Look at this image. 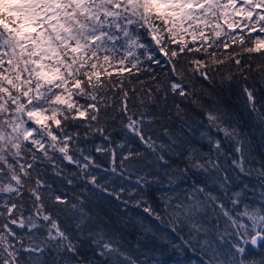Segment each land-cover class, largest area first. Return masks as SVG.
Wrapping results in <instances>:
<instances>
[{"label":"snow or ice","instance_id":"snow-or-ice-1","mask_svg":"<svg viewBox=\"0 0 264 264\" xmlns=\"http://www.w3.org/2000/svg\"><path fill=\"white\" fill-rule=\"evenodd\" d=\"M233 88L258 137L212 97ZM137 209L197 264H264V0H0V264H160Z\"/></svg>","mask_w":264,"mask_h":264},{"label":"trees","instance_id":"trees-1","mask_svg":"<svg viewBox=\"0 0 264 264\" xmlns=\"http://www.w3.org/2000/svg\"><path fill=\"white\" fill-rule=\"evenodd\" d=\"M158 59L161 60V64L159 66L151 65V67L154 69L155 75L159 76L160 80L163 81L165 73L168 71V65L164 63V57L162 55L158 56ZM141 79H145V77L142 76ZM237 92L238 89L236 88H233L232 90L225 89L223 91L217 90L212 93V97L214 100L219 101L220 104L234 116L235 120L240 122L243 130L250 131L254 137H258L259 132L252 131V117L245 109L243 100L237 95ZM213 99L205 98L201 103L208 106L213 103ZM169 102L171 103V98ZM182 108L184 109L183 118L180 119L173 116L168 122L169 126L182 140H191L192 143L195 144L200 139L201 133L209 130L207 118L204 115L203 109L196 104L182 102ZM111 128H118V124L112 125ZM111 128L109 129L110 131ZM122 138L124 137H122L119 131L113 132V139L120 141ZM99 141L100 138H97V142ZM170 155L173 167H175L176 163L180 160V157L175 154ZM179 166L181 168L184 167L182 163ZM183 186L185 185L182 184L181 187ZM173 187L175 186L173 185ZM153 188H160L161 192L167 191L166 186L158 184L153 185ZM155 195L158 196L159 193H155ZM107 199H111L112 203L107 204L105 201H97L96 204L98 207H94L93 211L105 212L111 220L115 222L118 215H124L123 205L115 201L113 198ZM136 211L140 212V215L146 216V218L159 229L161 239L157 241L159 252L156 255V259L160 261V264H197L199 257L187 246L178 248L172 247V245H181V236L187 238L186 232L177 234L176 232H173L171 228L167 227L165 223L155 221L152 217H148L147 214L139 209ZM128 231L131 232L132 229L129 227ZM130 239H134V237H130ZM247 249L249 258L259 259L261 256L260 254L263 252V250H253L250 245L247 246Z\"/></svg>","mask_w":264,"mask_h":264},{"label":"rangeland","instance_id":"rangeland-1","mask_svg":"<svg viewBox=\"0 0 264 264\" xmlns=\"http://www.w3.org/2000/svg\"><path fill=\"white\" fill-rule=\"evenodd\" d=\"M262 243H264V242H262ZM249 246V245H248ZM253 249V248H252ZM254 250V249H253ZM260 251V250H263V252H264V249H261L259 246H256V249H255V251ZM261 255V254H260Z\"/></svg>","mask_w":264,"mask_h":264},{"label":"water","instance_id":"water-1","mask_svg":"<svg viewBox=\"0 0 264 264\" xmlns=\"http://www.w3.org/2000/svg\"><path fill=\"white\" fill-rule=\"evenodd\" d=\"M253 247H254V246H253ZM254 248H256V246H255Z\"/></svg>","mask_w":264,"mask_h":264}]
</instances>
